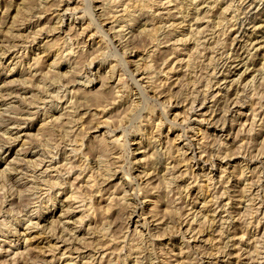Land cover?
I'll return each instance as SVG.
<instances>
[{
    "label": "rangeland",
    "instance_id": "rangeland-1",
    "mask_svg": "<svg viewBox=\"0 0 264 264\" xmlns=\"http://www.w3.org/2000/svg\"><path fill=\"white\" fill-rule=\"evenodd\" d=\"M0 264H264V0H0Z\"/></svg>",
    "mask_w": 264,
    "mask_h": 264
},
{
    "label": "bare ground",
    "instance_id": "bare-ground-1",
    "mask_svg": "<svg viewBox=\"0 0 264 264\" xmlns=\"http://www.w3.org/2000/svg\"><path fill=\"white\" fill-rule=\"evenodd\" d=\"M174 10V9H173ZM166 27V26H165ZM150 67V66H149ZM148 67V68H149ZM12 95H13V93H12ZM58 99V98H57ZM194 105V104H193ZM2 145V144H1ZM44 149V148H43ZM39 161V160H38ZM9 171V170H8ZM15 171V170H14ZM78 178V177H77ZM18 181V180H17ZM92 185V184H91ZM56 186V185H55ZM39 188V187H38ZM25 191V190H24ZM170 191V190H169ZM126 194V193H125ZM71 196H73V195H71ZM72 198V197H71ZM88 207V206H87ZM17 213V212H16ZM32 225V224H31ZM110 241V240H109ZM131 248V247H130Z\"/></svg>",
    "mask_w": 264,
    "mask_h": 264
}]
</instances>
